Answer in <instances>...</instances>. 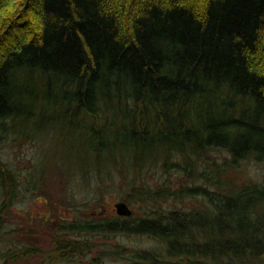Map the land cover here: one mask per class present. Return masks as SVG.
<instances>
[{
	"label": "trees",
	"instance_id": "trees-1",
	"mask_svg": "<svg viewBox=\"0 0 264 264\" xmlns=\"http://www.w3.org/2000/svg\"><path fill=\"white\" fill-rule=\"evenodd\" d=\"M73 119L89 135L80 156L91 151L96 163L93 173L83 166L81 180L101 188L114 172L144 203L186 195L205 205L61 219L42 264H66L89 254L91 240L117 236L156 242L111 253L123 264H264V178L225 179L246 160L264 168V0H0V142L37 137L32 126L64 130ZM105 132L126 135L113 144L125 148L119 159L104 158L112 152ZM157 163L212 190L141 186L137 177ZM54 171L32 163L21 191L20 175L0 161V229L12 201ZM12 233L1 235L4 262L37 254Z\"/></svg>",
	"mask_w": 264,
	"mask_h": 264
},
{
	"label": "rangeland",
	"instance_id": "rangeland-1",
	"mask_svg": "<svg viewBox=\"0 0 264 264\" xmlns=\"http://www.w3.org/2000/svg\"><path fill=\"white\" fill-rule=\"evenodd\" d=\"M70 124L71 126L64 130L53 127L44 131H37L34 126L32 128L27 127V130L30 133H35L37 137L24 138L14 135V137L10 136L0 142V161L20 175L21 191H23L22 186L31 179L28 173L32 163L44 162L46 166L51 165L56 170L44 177H35L34 190L20 193L21 198L16 199L15 203L13 200L11 207L3 213V228L0 229V250L7 247V243L4 242L1 235L10 230H15V233L10 234L11 241L19 243L18 245L23 246V249L35 247L37 253L18 258L8 264H42L43 254L51 250L49 232L51 233L52 225L56 224L55 222L76 216H92L96 219L109 218L116 215L114 204L120 201L127 203L135 219L142 217L156 206L166 210L182 211L197 210L204 207V199L201 196L184 195L178 198H161L158 201L147 200L144 203L132 192L133 185L130 178L121 177L114 172L104 177V186L101 188H99L100 184L94 180H81L79 177L83 176V166L88 167L93 173L96 163L91 151L87 153V158L80 156L83 151L81 144L89 139L88 133H83L77 129V125L80 124L78 119L71 120ZM113 126L117 129V122H114ZM114 127L112 130L115 131ZM121 135L122 137L118 134L115 137L109 133H104L105 140L109 142V149L112 150L109 152L110 156L104 153V158L119 159L120 152L121 154L125 153L124 147L119 148L118 151L117 146H113L115 141L120 143L125 140L123 138L126 135ZM215 155L219 160L220 157H223V154ZM41 158L42 161H40ZM84 162L85 164H82ZM107 164L103 165L104 169L108 167ZM198 167H202L201 161L198 162ZM227 171L225 179L229 183H240L243 178H264L263 166L251 160L238 163L236 169L228 168ZM70 177L75 179L72 183L66 180ZM137 180L141 186L143 185L151 191L164 187L178 190L197 186H206L207 190H212L210 184H205L202 179L190 178L185 173L182 174L174 170L164 173L158 163L152 167H144ZM100 190H102V195ZM97 193L101 195L99 202H97ZM84 203L87 204L83 206ZM52 232L54 231L52 230ZM91 243L92 249H90L89 254L75 256L73 261L66 264H83L93 257L101 256L103 259L104 255L106 257L103 261L105 264H123L124 262L119 257L112 255L116 251L118 252V249L129 253L128 251L132 250H148L156 245L154 240L145 236H117L110 241L95 238L91 240ZM3 260L0 258V264H3ZM4 263L7 264V262Z\"/></svg>",
	"mask_w": 264,
	"mask_h": 264
},
{
	"label": "water",
	"instance_id": "water-1",
	"mask_svg": "<svg viewBox=\"0 0 264 264\" xmlns=\"http://www.w3.org/2000/svg\"><path fill=\"white\" fill-rule=\"evenodd\" d=\"M114 208L116 214L119 216L127 217L130 216L132 213L131 209L127 206V204L122 201L115 203Z\"/></svg>",
	"mask_w": 264,
	"mask_h": 264
}]
</instances>
